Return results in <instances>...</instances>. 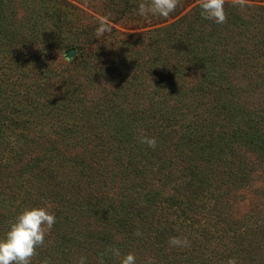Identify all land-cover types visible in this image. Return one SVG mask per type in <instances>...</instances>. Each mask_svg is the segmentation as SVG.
I'll use <instances>...</instances> for the list:
<instances>
[{
	"label": "rangeland",
	"instance_id": "374dc122",
	"mask_svg": "<svg viewBox=\"0 0 264 264\" xmlns=\"http://www.w3.org/2000/svg\"><path fill=\"white\" fill-rule=\"evenodd\" d=\"M16 1L26 17L34 9L41 10L36 0ZM66 2L68 6L59 13L64 19L58 17L54 24L41 19L38 24L44 42L60 46L58 51L51 45L32 49L38 57L35 61L43 64L47 57L50 68L31 63L37 67L34 77L45 87L38 97L41 101L50 97L49 106L58 117L50 118L48 127L39 121L26 131H64L70 118L75 120L73 131H81L88 143L93 141L83 147L92 151V161H86L87 174L80 178L97 188L89 210H84L87 215L76 222L79 231L70 241L69 253L85 245L102 250L106 244L100 229L104 227L120 234L119 242L112 245L122 256L135 253L136 264H191L200 257L207 264H225L231 257L239 264H264V81L256 73L252 74L256 81L244 84L251 76L239 73H252L248 67L256 71L257 62L249 60L248 66L235 55L226 56L229 50H224L228 40L242 37L234 18L242 15L244 5L261 6L264 0H225L227 22L223 24L204 19L199 0H179L167 18L139 15L141 0ZM63 4L49 0L47 12ZM165 28L169 36L161 37ZM72 48L76 54L68 57ZM8 57L0 55V77L13 81L20 71L6 74ZM239 64L241 69L235 68ZM96 65L100 72L92 73ZM209 73L215 77L209 78ZM58 78L72 80L71 88L80 89L77 96L82 100L60 103L54 95ZM13 105L5 107L9 117L15 116ZM9 117L0 131L13 137L20 128ZM245 118L253 121V128H233ZM141 130L156 139L155 149L139 142ZM27 156L35 161L41 155ZM28 157L21 163H28ZM233 181L252 185L240 206L236 199L242 190H235ZM57 188L54 184L52 191ZM229 192L232 203L226 202ZM191 207L196 219L213 209L216 225L209 226L216 231L214 239L221 241L209 245L191 236ZM186 211L188 215L180 216ZM171 237H187L190 246L172 247ZM58 240L50 238L49 243ZM50 253L55 259L54 250ZM109 258L110 264H120L121 257L111 252L103 257L104 264ZM99 259L90 261L99 264Z\"/></svg>",
	"mask_w": 264,
	"mask_h": 264
},
{
	"label": "trees",
	"instance_id": "16d2710c",
	"mask_svg": "<svg viewBox=\"0 0 264 264\" xmlns=\"http://www.w3.org/2000/svg\"><path fill=\"white\" fill-rule=\"evenodd\" d=\"M48 1L40 0L38 2L36 0L34 3H40L41 10L34 9L32 14L26 17L21 9L20 12L18 11V1L0 0V55L9 56V63L4 65L6 74L20 71L13 81L0 77V130L2 129L3 121L9 117V113L5 111L8 108L5 107L9 106L11 108L13 104L17 106L15 111H13L15 116L9 118L16 121L15 125L18 129L20 128V131H15L13 137H9L7 131H0V171L2 175L0 178V225L2 224L3 226L0 228V238L4 237L9 230V225L14 222L16 216L25 207L40 206L44 202H48L52 204L56 223L49 235L46 236L44 245L37 249V255L33 257L31 264H44L45 261H47V264H80L81 257L86 258V264H93L90 260L93 257L99 259L101 254L108 256L109 249L116 246L112 244L119 242L118 237L121 236L117 232L113 233V231L101 227V232H104L103 241L106 244L102 250L100 248L91 249L90 246L85 245L83 247L80 246V250L75 251L73 254L69 253L70 241L79 231V225L76 222L87 215L84 210L87 208L89 210L88 202L91 203L92 193L96 192L97 188L92 185L88 187L84 182L85 179L80 178L83 175L82 173L87 174L86 161L91 158L92 151L83 149L88 143V139H85L81 131H73L72 127L74 125L75 128L73 123L75 120L72 119L73 121L70 122L68 114L64 116L66 119L68 118L67 120L65 119L66 128H64V131H26L36 128L38 124H41L40 122H42V126L46 125L48 127L51 123L50 118L58 117L56 115L58 113H55L49 106L50 97L44 98L46 101H41L38 97L39 91L45 87L42 82L38 81V77H34L35 74L37 76V67L35 68L31 64L36 63L42 69L44 65L48 66L50 63L47 57L42 61L43 64L37 63L35 59L38 57L33 52V48L43 45H49L50 48L51 45L54 51H58L60 47L56 42L50 44L46 41L44 42L45 38L40 31V28L43 27H39L38 24L41 19L45 23L50 21V24H54L58 17L59 20L64 19L62 15L59 16V13L69 3L66 0H59L64 4L58 6L56 11L49 14L47 12ZM55 5L59 4L55 2ZM241 13L242 15H238L234 19L238 26L241 25L240 31L242 32L240 34L242 37L236 36L235 40H228V45L224 48L225 52L229 50L226 56L232 57L235 55L238 57V61L247 65L249 60L250 62H257L256 71L248 67L247 71H252V73H239L244 77L247 74L251 76L244 84L249 83L251 80L256 81L252 77V74L256 73L264 81V5H244ZM244 14L246 17H244ZM19 19L24 21L17 22ZM167 30L168 28H165V33H162L161 37L169 36V34H166ZM19 37L22 38L21 42H16ZM227 47L231 48L227 49ZM258 54L259 56H257ZM240 66L239 64L235 68L241 69ZM49 68L48 66L47 69ZM52 72L55 74L54 70ZM91 72L98 73L100 70L97 66L93 67ZM2 74L0 70V76ZM209 74H211L209 78L214 76L212 73ZM222 76L217 75V79L224 80ZM57 80L59 89L58 87H55V89L53 86L51 87L55 90L54 95L60 97V103L71 105L80 100L81 96L80 98L77 96L80 93V89L71 88L72 84L70 82L72 80H63V78H58ZM46 85L48 87L50 82ZM256 89H259V87ZM4 95L11 96L13 98L12 102L2 101L5 100ZM89 104H92V102L86 103V105ZM253 112L257 113V109H254ZM16 118L19 119L18 122ZM65 120L59 122H64ZM250 122L253 121L251 120ZM250 122L245 118L244 121L236 122L233 128L242 126L253 128L254 126ZM90 143H93V141L91 140L88 145ZM261 146L264 147V142L261 143ZM27 154L32 156L39 154L41 156L33 161ZM26 157H28L29 162L22 164L21 162H25L24 159ZM17 168V173H15ZM45 173H48V175L46 176ZM51 173H53V176H50ZM54 173L58 179H55ZM233 182L236 186L235 190H242V195L236 199L239 200V206L245 204L247 200L246 192L252 187L251 183ZM54 184L58 187L55 192L52 191ZM59 190L61 193L57 194ZM231 195V192H229L226 199L227 203L233 202ZM235 205V203L232 204V206ZM194 211L195 208L191 207V236L195 234L196 238L200 241H206L209 245L215 244V241H221L214 239L216 231L209 226L216 225V214L213 213V209H206L205 214L199 219L195 218ZM239 213L241 212L239 211ZM182 214L188 215L187 211L186 213H180V216ZM243 214L242 217L245 218L246 214ZM193 223L194 226L192 227ZM128 227L131 228V225L127 224ZM76 228L77 230H75ZM207 230L210 231L205 237L203 232ZM224 235H222L221 239L226 240L227 238ZM50 238L60 240H58V243L54 242L52 244L54 246H52L49 243ZM49 249L54 250L55 259H53V253H50ZM201 255L203 254L201 253ZM110 262L111 259L109 258L107 263L110 264ZM207 262L200 257L197 261H191V264H207Z\"/></svg>",
	"mask_w": 264,
	"mask_h": 264
},
{
	"label": "clouds",
	"instance_id": "9594fccd",
	"mask_svg": "<svg viewBox=\"0 0 264 264\" xmlns=\"http://www.w3.org/2000/svg\"><path fill=\"white\" fill-rule=\"evenodd\" d=\"M238 2L242 3L243 0ZM178 4L179 0H141L138 14L167 18L176 10ZM199 7L204 19L213 20L218 24L227 22L225 0H199ZM139 142L146 143L153 149L157 144L156 139L146 136L143 130L140 131ZM55 223L56 216L52 211L51 203L44 202L40 206L25 207L9 225L4 237L0 238V264H31L33 257L37 255V249L44 245L45 238ZM135 235L140 236L141 233L137 231ZM169 245L183 248L189 247L190 242L187 237H171ZM109 251L115 257H121L120 264H136L135 253L129 252L122 256L118 248H111ZM103 255L101 254L99 264H104ZM44 264H47V261ZM80 264H86V258L81 257ZM225 264H239V262L237 258L231 257Z\"/></svg>",
	"mask_w": 264,
	"mask_h": 264
},
{
	"label": "water",
	"instance_id": "95a60500",
	"mask_svg": "<svg viewBox=\"0 0 264 264\" xmlns=\"http://www.w3.org/2000/svg\"><path fill=\"white\" fill-rule=\"evenodd\" d=\"M76 54V49L72 48L67 52L68 57H73Z\"/></svg>",
	"mask_w": 264,
	"mask_h": 264
}]
</instances>
